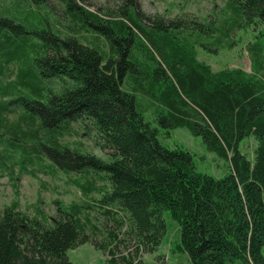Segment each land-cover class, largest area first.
Masks as SVG:
<instances>
[{"label": "trees", "instance_id": "1", "mask_svg": "<svg viewBox=\"0 0 264 264\" xmlns=\"http://www.w3.org/2000/svg\"><path fill=\"white\" fill-rule=\"evenodd\" d=\"M58 1L78 30L63 35L46 15H24L21 0L0 9V120L19 113L1 124L0 172L15 182L16 195L15 180L36 177L38 166L102 174L108 189L78 188L99 194L100 207L126 212L146 253L160 245L167 212L187 264H264V0H226L221 19L208 24L145 17L136 0H123L117 20ZM246 27H261L245 46L251 73L213 71L198 60L196 46L209 50L203 37L214 53ZM79 30L103 38L107 50L85 44ZM138 95L153 106L152 122ZM71 123L93 132L111 158L61 144ZM176 128L200 137L228 163L227 173L197 172L190 153L162 146L160 130ZM245 141L255 144L252 160L241 151ZM89 208L58 205L52 219L39 208L27 217L17 201L0 209V264H71L66 252L89 242L79 218Z\"/></svg>", "mask_w": 264, "mask_h": 264}, {"label": "rangeland", "instance_id": "2", "mask_svg": "<svg viewBox=\"0 0 264 264\" xmlns=\"http://www.w3.org/2000/svg\"><path fill=\"white\" fill-rule=\"evenodd\" d=\"M18 0H0V9L7 8ZM79 6L101 16L104 19L117 20V13L123 5V0H76ZM226 0H136L137 10L145 17H158L163 20L183 19L197 23H210L212 20L219 21L223 16ZM41 2V0H40ZM41 5L35 4L34 0H21L18 11L25 15L28 10L31 15H46L51 25L61 31L63 35L72 33L67 27L74 26L64 15V8L58 0H44ZM78 30V29H77ZM261 27L255 30L251 27L235 30L228 41L221 49L212 52L214 46L212 39L203 37L202 43L208 44L205 50L199 46L195 47L198 60L206 63L213 71L240 69L245 73H251V62L245 50L247 43L254 40ZM196 35V34H195ZM77 36L85 38V44L96 45L106 51L107 45L103 38L92 33H85L79 30ZM194 34L190 38H194ZM82 40V39H81ZM192 41V40H191ZM229 43H232L229 46ZM157 58V56L155 55ZM15 72V66L8 67ZM124 88H129L126 81ZM138 103L145 109L144 118L153 121V106L147 98L137 96ZM19 116L18 112L6 114L0 120V132L3 130L1 124H11ZM156 126L155 124H152ZM159 142L168 149L181 148L191 154L193 164L197 172L207 174L213 178H221L228 171V163L210 153L205 148L200 137H194L186 128H176L169 131V135L160 130ZM61 144L73 150L95 155L103 160L111 158L110 152L102 150L94 133L88 129H82L77 123L69 124L66 134L60 140ZM255 144L252 141H245L241 145V151L250 159H253ZM48 165V162H45ZM37 167V166H36ZM41 167L34 170L36 177L22 175L16 182L17 195L12 188L14 181H11L6 174L0 172V209L9 206L17 201L19 210L31 218L35 210L41 209L49 218H54L57 206H69L71 204L88 203L91 207L82 210L80 223L83 235L89 238V242L69 249L66 256L71 264H187L185 255L175 251L179 242V229L167 212L163 219L167 229L156 252L146 253L145 249L136 239L134 226L129 215L116 206L100 207L99 194H82L78 185L86 186L88 182L98 187L108 189V182L103 180L102 174L89 173H63L56 170L55 174L40 171ZM17 170H15L16 173ZM137 250L136 251V249ZM264 256V248H263ZM236 264H242L240 262Z\"/></svg>", "mask_w": 264, "mask_h": 264}]
</instances>
